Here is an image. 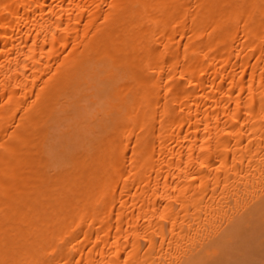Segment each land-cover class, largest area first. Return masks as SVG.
<instances>
[{
	"label": "bare ground",
	"instance_id": "6f19581e",
	"mask_svg": "<svg viewBox=\"0 0 264 264\" xmlns=\"http://www.w3.org/2000/svg\"><path fill=\"white\" fill-rule=\"evenodd\" d=\"M0 264H264V0H0Z\"/></svg>",
	"mask_w": 264,
	"mask_h": 264
}]
</instances>
